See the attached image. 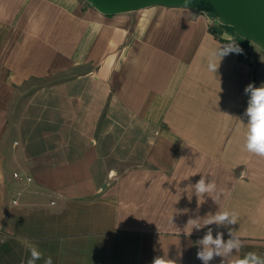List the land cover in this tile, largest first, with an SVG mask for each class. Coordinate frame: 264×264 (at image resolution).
Returning a JSON list of instances; mask_svg holds the SVG:
<instances>
[{
  "label": "crops",
  "instance_id": "0c3cea01",
  "mask_svg": "<svg viewBox=\"0 0 264 264\" xmlns=\"http://www.w3.org/2000/svg\"><path fill=\"white\" fill-rule=\"evenodd\" d=\"M216 26L183 8L107 17L82 0H0V264H28L25 241L35 264H203L208 227L242 239L230 258L264 257V157L243 149L264 51ZM229 38L242 54L209 72ZM201 175L218 204L191 195ZM219 208L238 222L187 234Z\"/></svg>",
  "mask_w": 264,
  "mask_h": 264
},
{
  "label": "clouds",
  "instance_id": "9594fccd",
  "mask_svg": "<svg viewBox=\"0 0 264 264\" xmlns=\"http://www.w3.org/2000/svg\"><path fill=\"white\" fill-rule=\"evenodd\" d=\"M189 2L190 0H185L186 5ZM229 41V43L220 45L209 54L207 60V70L209 72L216 73L221 60L229 54H242L243 50L239 45L231 41V38H229ZM244 91L249 95V99L244 113L247 117V124L245 125L246 134L243 149L248 153L264 157V84L255 87L250 83ZM188 188H191V195L194 193L196 196L198 205L204 203L206 195L211 197L217 204L221 199L222 193L218 191L216 182L212 179L208 180L206 175H201V178L194 185H189ZM237 222V213L219 208L215 214L209 213L204 217L196 216V218H190L186 225L187 228H190L187 234L191 235L193 229L200 230L213 224L227 228ZM228 234L230 238L227 241L224 240L223 232H217L214 238L213 230L208 227L206 234L197 241L200 246L197 252V259L201 260L203 264H209L215 257L222 258L221 264H264V257H260L254 252H249L243 257L230 258L234 252H240L243 247V241L240 237L234 235V231L231 229H229ZM25 244L28 245L31 254L28 264H35V261L42 258V253L35 245H29L27 241H25ZM45 264H52L50 257ZM152 264H177V261L163 256L156 257Z\"/></svg>",
  "mask_w": 264,
  "mask_h": 264
},
{
  "label": "water",
  "instance_id": "95a60500",
  "mask_svg": "<svg viewBox=\"0 0 264 264\" xmlns=\"http://www.w3.org/2000/svg\"><path fill=\"white\" fill-rule=\"evenodd\" d=\"M103 16L138 12L155 6L183 8L210 15L236 37L264 51V0H82Z\"/></svg>",
  "mask_w": 264,
  "mask_h": 264
},
{
  "label": "rangeland",
  "instance_id": "374dc122",
  "mask_svg": "<svg viewBox=\"0 0 264 264\" xmlns=\"http://www.w3.org/2000/svg\"><path fill=\"white\" fill-rule=\"evenodd\" d=\"M212 19H214L213 17H211ZM214 21H216L215 19H214ZM217 24V23H216ZM217 31H218V33L219 34H224V31L225 32H227V31H229L230 33H233L234 34V30L231 28V27H226V26H222V25H220V24H217ZM235 37V36H234ZM56 80H59V79H56ZM30 83L32 84V83H34V84H36L37 85V87L38 86H42L43 84H45L46 82L44 81H37V80H35V81H30Z\"/></svg>",
  "mask_w": 264,
  "mask_h": 264
},
{
  "label": "built area",
  "instance_id": "2783aa9c",
  "mask_svg": "<svg viewBox=\"0 0 264 264\" xmlns=\"http://www.w3.org/2000/svg\"><path fill=\"white\" fill-rule=\"evenodd\" d=\"M12 177L16 180V181H21L23 183H25L26 185H29L31 183V178L30 177H21L18 173H13ZM12 205H17V199H14L11 202Z\"/></svg>",
  "mask_w": 264,
  "mask_h": 264
},
{
  "label": "trees",
  "instance_id": "16d2710c",
  "mask_svg": "<svg viewBox=\"0 0 264 264\" xmlns=\"http://www.w3.org/2000/svg\"><path fill=\"white\" fill-rule=\"evenodd\" d=\"M209 16H210V15H209ZM210 17H212V16H210ZM212 32H214V34H215V31L212 30Z\"/></svg>",
  "mask_w": 264,
  "mask_h": 264
}]
</instances>
